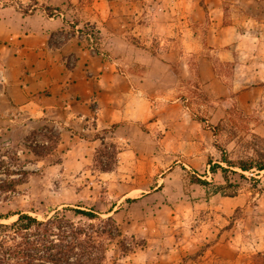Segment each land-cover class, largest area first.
Instances as JSON below:
<instances>
[{"label":"rangeland","instance_id":"1","mask_svg":"<svg viewBox=\"0 0 264 264\" xmlns=\"http://www.w3.org/2000/svg\"><path fill=\"white\" fill-rule=\"evenodd\" d=\"M94 1L56 0L47 6L37 0H0V17L47 6L52 14L62 12L66 22L64 29L51 35L54 43L76 35L97 51L101 35L95 26H75L81 15L95 10ZM148 2L153 11L161 12V0ZM252 37H242L233 61L219 60L216 50L209 52L217 78L207 79L198 72L194 52H188L187 64L172 61L175 74L163 79L161 91L150 96L154 107L155 96L160 94L158 120L134 128L114 124L100 132L101 143L84 159L61 164L59 138L52 135L57 130L54 124L23 144L1 147L0 152L8 150L10 156L0 160L18 168L19 158L32 172L15 192L5 195L0 190V212L22 210L42 219L64 207L93 209L98 217L91 220L72 210L64 214L74 222L116 232L112 238L102 236L104 264L191 263L219 238H234L235 250L255 247L254 239L264 237V170L234 168L236 172H228L227 183L220 171L209 172L211 164L226 166L221 161L223 151L232 160L264 164V66L259 59L263 48ZM133 40L140 42L136 37ZM151 49L163 57L170 45L153 40ZM212 126L218 127L216 135ZM32 139L45 147L33 152L29 148ZM3 167L0 163V170ZM192 175L210 184L194 183ZM216 187L220 189L215 191ZM253 259L264 264V255ZM211 264L219 261L213 258Z\"/></svg>","mask_w":264,"mask_h":264},{"label":"crops","instance_id":"2","mask_svg":"<svg viewBox=\"0 0 264 264\" xmlns=\"http://www.w3.org/2000/svg\"><path fill=\"white\" fill-rule=\"evenodd\" d=\"M37 1L50 6L56 0ZM124 1L95 0V10L78 16L75 26L91 23L101 35L97 51L76 35L53 42V32L66 25L62 12L47 15L39 7L0 17V148L23 144L57 124L61 164L84 159L101 143L100 132L114 124L134 128L158 120L160 94L152 107L151 92H160L162 80L175 74L172 61L189 62L188 52L196 54L199 73L217 78L209 52L233 61L242 37L252 34L263 48L264 66V0H161V12L149 7L150 0ZM153 40L166 41L170 50L163 57L152 52ZM235 241L219 238L182 264H211L213 258L219 264H260L253 258L264 255V237L249 250H235Z\"/></svg>","mask_w":264,"mask_h":264},{"label":"trees","instance_id":"3","mask_svg":"<svg viewBox=\"0 0 264 264\" xmlns=\"http://www.w3.org/2000/svg\"><path fill=\"white\" fill-rule=\"evenodd\" d=\"M47 15H51L49 7L43 8ZM27 13V10H23ZM204 121L202 118H197ZM107 131V130H104ZM213 134H217L218 127L212 126ZM58 137V130L52 134ZM36 139L30 141L29 148L34 151L44 148ZM45 143V142H43ZM17 152H13L16 154ZM39 154V153H37ZM10 156L9 151L0 152V158ZM18 168H11L7 160H0L3 169L0 174V190L7 193L16 191V187L27 180L31 174L23 161L19 160ZM221 161L226 166L218 163L209 166L210 173L220 171L225 182H228V172L264 170V164H256L250 159L232 160L226 151L221 153ZM210 164V163H209ZM18 175L12 178V175ZM191 181L201 185H209L210 182L196 175L190 177ZM220 187H216L219 190ZM235 195L231 194V196ZM74 211L77 215L89 220L97 218L98 214L93 209H76L64 207L56 210L51 216L42 219L37 218L22 210H11L6 213L0 212V264H104L106 243L102 238L107 235L115 237L116 232L110 228L82 224L68 219L64 212ZM11 217L14 220L6 222Z\"/></svg>","mask_w":264,"mask_h":264},{"label":"built area","instance_id":"4","mask_svg":"<svg viewBox=\"0 0 264 264\" xmlns=\"http://www.w3.org/2000/svg\"><path fill=\"white\" fill-rule=\"evenodd\" d=\"M91 51H93V50H91ZM52 127H53L54 129H57V130H59V128H58V125H57V124H54Z\"/></svg>","mask_w":264,"mask_h":264}]
</instances>
